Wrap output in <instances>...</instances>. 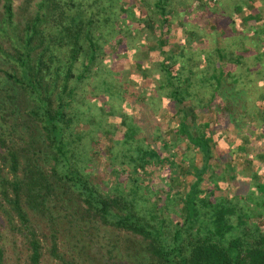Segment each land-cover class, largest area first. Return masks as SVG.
I'll list each match as a JSON object with an SVG mask.
<instances>
[{"label": "trees", "instance_id": "16d2710c", "mask_svg": "<svg viewBox=\"0 0 264 264\" xmlns=\"http://www.w3.org/2000/svg\"><path fill=\"white\" fill-rule=\"evenodd\" d=\"M17 11L0 0V264H264V0Z\"/></svg>", "mask_w": 264, "mask_h": 264}, {"label": "rangeland", "instance_id": "374dc122", "mask_svg": "<svg viewBox=\"0 0 264 264\" xmlns=\"http://www.w3.org/2000/svg\"><path fill=\"white\" fill-rule=\"evenodd\" d=\"M20 1L21 0H12V7H13V11L15 12V18H17V17H19L20 16V14L18 13V11H17V6H18V4L20 3ZM258 3H256V5H257ZM33 8V6H31L30 7V10ZM240 15V14H239ZM252 23V22H251ZM241 24V23H240ZM243 24H245V23H243ZM248 24H250V23H248ZM203 33H205V31L203 32ZM207 35V34H206ZM123 60V59H122ZM122 60H120V62L122 61ZM116 61H119V59H117ZM130 65L131 64H129L128 66H126L125 68H120V69H117V71H119V72H121L120 74H121V77L123 78V80H125V78H127V76H128V74H129V72H128V69L130 68ZM105 94H103L102 96H100L99 98H97V99H93V97H87V99H88V101H89V103H90V100H91V102L92 103H94V101H95V105L96 104H98V101H102L104 98H103V96H104ZM109 101L112 103V105H114L115 106V108H117V107H120V105H121V99L120 98H118V97H116V98H114V97H112L111 99H109ZM79 108L80 109H84V106L82 105V106H79ZM134 108H135V106H134ZM87 114H89L88 112H87ZM112 117H114L113 115H112ZM82 120H83V117H80ZM83 128H85V126L83 127ZM217 133H219L220 135V137H221V135H225V134H230V132L228 133H226V132H224L222 129H217ZM232 133V132H231ZM219 143L221 144V145H224L225 144V142H224V139H220L219 140ZM180 146V148L181 149H185L186 147H187V145L186 144H180L179 145ZM259 147H261V152L262 153H264V148H263V145L262 144H260L259 145ZM101 155V157H96V156H94V157H96L95 158V160L94 161H96V164L93 166V168L94 169H101V167H103V163L101 162L100 163V165H99V161H103V159H105V155H104V153H102V154H100ZM240 160V161H239ZM106 161V160H105ZM238 162H241V157H239L238 158ZM95 163V162H94ZM105 163V162H104ZM166 176V175H165ZM165 176H163V177H165ZM157 180H153L152 181V183H155ZM242 183V181L240 182V184ZM156 184H160V183H158V182H156ZM155 184V185H156Z\"/></svg>", "mask_w": 264, "mask_h": 264}]
</instances>
